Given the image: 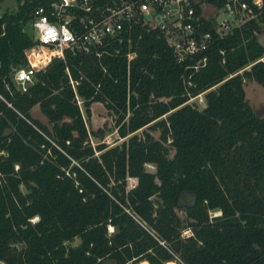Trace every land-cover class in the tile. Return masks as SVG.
Returning a JSON list of instances; mask_svg holds the SVG:
<instances>
[{
	"label": "trees",
	"instance_id": "1",
	"mask_svg": "<svg viewBox=\"0 0 264 264\" xmlns=\"http://www.w3.org/2000/svg\"><path fill=\"white\" fill-rule=\"evenodd\" d=\"M35 3L0 15V264H264V117L244 89L264 87V8L223 36L204 19L207 47L180 62L159 30L132 26L20 91ZM76 94L87 117L95 102L114 116L120 143L92 145L104 132Z\"/></svg>",
	"mask_w": 264,
	"mask_h": 264
},
{
	"label": "built area",
	"instance_id": "2",
	"mask_svg": "<svg viewBox=\"0 0 264 264\" xmlns=\"http://www.w3.org/2000/svg\"><path fill=\"white\" fill-rule=\"evenodd\" d=\"M35 1L22 27L33 44L24 50L26 63L12 69L13 81L20 91H26L36 73L45 70L53 59L65 62L68 53L100 57L132 26L159 30L180 62L207 47L211 34L199 31L204 19H213L216 33L223 36L255 18L256 12L264 8V0H222L220 6L208 0ZM16 2L18 7L24 0ZM206 5L213 9L212 18L205 15ZM70 83L74 86L73 80ZM197 97L204 99L199 94L190 101ZM75 98L80 107L81 99L77 94Z\"/></svg>",
	"mask_w": 264,
	"mask_h": 264
},
{
	"label": "rangeland",
	"instance_id": "3",
	"mask_svg": "<svg viewBox=\"0 0 264 264\" xmlns=\"http://www.w3.org/2000/svg\"><path fill=\"white\" fill-rule=\"evenodd\" d=\"M17 9L16 0H0V15L3 13H13ZM212 7L209 5L205 6V15L209 18H212L213 11ZM29 31V29H28ZM259 41L264 45V33H258ZM264 59V56L262 57ZM245 89V99L247 103L252 107L255 112L264 117V87L255 81H246L244 85ZM190 102L194 103L199 109H202L205 106V100L203 97H197ZM81 110L83 112V117L86 121V125L90 131H96L98 129L103 130V136L95 137L90 135V142L92 145H95L97 142H105L109 145H113L115 143H120L123 139H119L118 134L114 125V116L105 108V106L101 103L95 102L90 106V116L87 117L85 114L84 106L80 105ZM33 115L36 118L41 119L45 123V117L39 112L37 108L33 111ZM154 135L156 137L159 136L158 131H154ZM146 169L149 171H154L155 167L151 164L146 165ZM128 185L132 186L135 183L134 179H128ZM180 215H183L181 211H178ZM79 243V239H75L70 245H76ZM103 264H115V262L111 259H106Z\"/></svg>",
	"mask_w": 264,
	"mask_h": 264
},
{
	"label": "water",
	"instance_id": "4",
	"mask_svg": "<svg viewBox=\"0 0 264 264\" xmlns=\"http://www.w3.org/2000/svg\"><path fill=\"white\" fill-rule=\"evenodd\" d=\"M149 16L148 15H146V18H148Z\"/></svg>",
	"mask_w": 264,
	"mask_h": 264
},
{
	"label": "flooded vegetation",
	"instance_id": "5",
	"mask_svg": "<svg viewBox=\"0 0 264 264\" xmlns=\"http://www.w3.org/2000/svg\"><path fill=\"white\" fill-rule=\"evenodd\" d=\"M254 112H255V110H254ZM256 113V112H255ZM257 114V113H256ZM258 115V114H257ZM259 116V115H258Z\"/></svg>",
	"mask_w": 264,
	"mask_h": 264
}]
</instances>
